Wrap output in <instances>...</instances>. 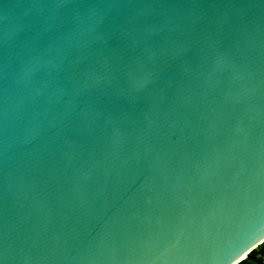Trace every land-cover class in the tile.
<instances>
[{
	"label": "water",
	"instance_id": "water-1",
	"mask_svg": "<svg viewBox=\"0 0 264 264\" xmlns=\"http://www.w3.org/2000/svg\"><path fill=\"white\" fill-rule=\"evenodd\" d=\"M263 243L264 0H0V264Z\"/></svg>",
	"mask_w": 264,
	"mask_h": 264
},
{
	"label": "trees",
	"instance_id": "trees-1",
	"mask_svg": "<svg viewBox=\"0 0 264 264\" xmlns=\"http://www.w3.org/2000/svg\"><path fill=\"white\" fill-rule=\"evenodd\" d=\"M239 264H264V243L252 251L249 257Z\"/></svg>",
	"mask_w": 264,
	"mask_h": 264
}]
</instances>
